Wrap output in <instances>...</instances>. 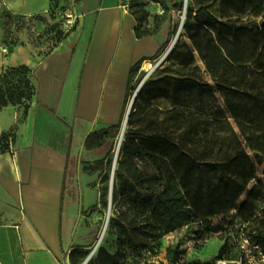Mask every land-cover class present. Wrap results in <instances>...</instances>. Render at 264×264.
<instances>
[{
  "label": "trees",
  "instance_id": "16d2710c",
  "mask_svg": "<svg viewBox=\"0 0 264 264\" xmlns=\"http://www.w3.org/2000/svg\"><path fill=\"white\" fill-rule=\"evenodd\" d=\"M170 1L185 12L182 30L193 51H173L187 74L156 69L134 101L114 176L120 247L143 252L185 226L235 212L253 224L249 241L264 255V185L257 169L262 158L249 152L234 126H255L246 92L251 72L264 73V0ZM137 9H129L136 37L155 35L161 25L141 32L147 15ZM141 66L131 69L128 92ZM11 75L24 76L16 89L20 101L32 84L29 69H6L0 95L5 84L12 86ZM121 124L91 134L85 147L95 137L116 140ZM263 144L259 140L260 151ZM96 264L117 261L101 250Z\"/></svg>",
  "mask_w": 264,
  "mask_h": 264
},
{
  "label": "crops",
  "instance_id": "0c3cea01",
  "mask_svg": "<svg viewBox=\"0 0 264 264\" xmlns=\"http://www.w3.org/2000/svg\"><path fill=\"white\" fill-rule=\"evenodd\" d=\"M8 3L19 12L46 13L49 6ZM76 12L78 30L49 54L29 43L0 44V77L26 67L36 90L35 115L0 150V264H69L68 254L87 249L82 223L95 203L86 206L88 188L78 201L67 194L70 177L88 137L122 123L131 69L153 61L169 38L164 23L138 39L128 0H78ZM19 118L14 107L0 111V134Z\"/></svg>",
  "mask_w": 264,
  "mask_h": 264
},
{
  "label": "rangeland",
  "instance_id": "374dc122",
  "mask_svg": "<svg viewBox=\"0 0 264 264\" xmlns=\"http://www.w3.org/2000/svg\"><path fill=\"white\" fill-rule=\"evenodd\" d=\"M77 2L78 0H49L47 12L38 13L12 10L8 0H0V44L10 47L29 43L35 46L40 55L49 54L70 33L78 30V19L74 21V4ZM134 4L140 5L141 9L137 10L147 15L141 32L153 31L157 26L167 23L170 26L169 38L162 46L158 58L143 64L132 77L131 90L127 94L124 118L117 139L113 141L104 136L92 138L91 145L82 151L77 168L70 177L67 194L78 201L80 192L88 188L90 194L86 196V206L89 207L93 203L95 205L84 213L82 223L83 232L90 240L87 249L82 251L83 253L74 251L68 254L69 264H84L90 256L87 264H96L101 250L114 255L117 264H264V255L249 241L253 224L244 222L235 212L228 217H217L185 226L166 235L146 251L138 253L120 247L119 230L116 226L118 222L112 209L106 227L112 168L115 159L119 157L123 136L128 129V121L124 130L123 124L129 105L156 69H167L178 76L187 74L188 71L181 66L180 60L174 57L173 51L176 48L182 49L185 54L193 51L192 43L183 30L171 47L184 16L183 11L178 10L172 1L128 0L129 9ZM252 20L242 19L245 23ZM185 21L186 19L184 23ZM160 60L163 62L154 69ZM147 64L151 65L150 69ZM152 69L154 70L149 73ZM250 77L251 87L246 92V99L252 110L255 126L250 127L238 122H235L234 126L242 135L249 152H257L262 158L257 169L264 185V151L258 148L259 140L264 141V73L252 71ZM23 79L22 75H11L9 80L12 86L5 84L3 94L0 95V111L14 107L20 112L17 124L10 131L0 134V150L6 147L10 138L16 136L18 126L24 124L29 116L35 115L36 90L32 84L28 89H23L24 94L20 101L16 98L22 92H17L16 89L21 84L19 81ZM122 130L124 134L120 142ZM98 132L100 131L95 133ZM77 135L80 141L81 136L79 133ZM262 206L264 203L260 204V207ZM104 230L106 234L104 233L100 245L95 248Z\"/></svg>",
  "mask_w": 264,
  "mask_h": 264
},
{
  "label": "water",
  "instance_id": "95a60500",
  "mask_svg": "<svg viewBox=\"0 0 264 264\" xmlns=\"http://www.w3.org/2000/svg\"><path fill=\"white\" fill-rule=\"evenodd\" d=\"M184 19H185V12H184V16H183V19L179 25V28H178V31H177V34H176V37L174 38L173 42H172V45L171 47L176 43L177 39L179 38L180 36V33L182 31V28H183V24H184ZM163 62V60H160L158 62V64L156 65V67L154 69H156L161 63ZM153 69V70H154ZM152 70V71H153ZM137 95V94H136ZM136 95L134 97V99L136 98ZM134 99L132 100V102L130 103L129 105V108L127 110V113H126V116H125V121H124V124H123V130L125 128V125L127 124V121H128V118H129V115H130V111H131V108H132V104H133V101ZM122 130V134H121V137H120V142H121V139H122V136H123V131ZM117 159H115V162L113 164V168H112V178H111V185H110V193H109V206H108V216H107V223L109 222V217H110V214H111V209H112V197H113V188H114V176H115V169H116V164H117ZM98 245V244H97ZM91 259V256L85 261L84 264H87L89 262V260Z\"/></svg>",
  "mask_w": 264,
  "mask_h": 264
},
{
  "label": "bare ground",
  "instance_id": "6f19581e",
  "mask_svg": "<svg viewBox=\"0 0 264 264\" xmlns=\"http://www.w3.org/2000/svg\"><path fill=\"white\" fill-rule=\"evenodd\" d=\"M147 66H148L149 69L151 68V65H150V64H147ZM149 72H150V71H149ZM107 226H108V223L106 222V227H107ZM104 233H105V230H104L102 236L100 237V239H99V241H98V245H100V243H101V241H102V239H103Z\"/></svg>",
  "mask_w": 264,
  "mask_h": 264
},
{
  "label": "built area",
  "instance_id": "2783aa9c",
  "mask_svg": "<svg viewBox=\"0 0 264 264\" xmlns=\"http://www.w3.org/2000/svg\"><path fill=\"white\" fill-rule=\"evenodd\" d=\"M76 6H77V4H74V10H75V18H74V21L77 20V19L79 18V15H78L77 12H76ZM152 70H153V69H152ZM152 70H151L149 73H151ZM97 244H98V243H97ZM97 246H98V245H96L95 248H96Z\"/></svg>",
  "mask_w": 264,
  "mask_h": 264
}]
</instances>
